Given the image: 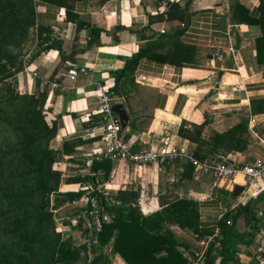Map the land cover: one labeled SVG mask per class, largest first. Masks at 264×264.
<instances>
[{"label": "crops", "instance_id": "obj_1", "mask_svg": "<svg viewBox=\"0 0 264 264\" xmlns=\"http://www.w3.org/2000/svg\"><path fill=\"white\" fill-rule=\"evenodd\" d=\"M186 2L77 1L73 10L80 21L103 31L100 44L91 46H88L89 27L77 29L75 23L66 21L63 8L40 3L35 8L36 22L48 28L46 37L55 40L54 44L60 43L67 58L62 60L55 47L42 51L28 59L23 70L16 74L14 84L21 94L47 88L45 119L48 124L58 125L54 150L60 152L63 142L76 144L72 153L60 156L55 169L65 179L93 177V187L87 182L63 184L60 192L82 191L89 195L94 188L114 202L119 190L128 191L135 194L136 206L143 216L167 213L170 204L185 200L199 216V232L211 230L229 212L236 218L227 222L233 223L235 231L242 234L251 225L246 217L237 215L239 206L251 202V219L264 214V174L251 185L243 186L244 190L234 198L233 188L241 184L229 186L215 182L210 175L189 173L184 162L137 166L106 154L110 143L94 127L101 122L97 111L98 87L111 90L116 84L115 73L140 48L152 45V52L164 55L171 45L166 37L181 29L180 42L193 50L189 55L192 67L141 59L131 81L125 83L124 90L122 87L121 100L128 124L121 136L134 150L157 148L166 141L194 152L195 144L177 135L181 126L192 131L195 126L200 127V137L205 141L236 128L234 135L246 139V144L225 140L216 145L215 157L238 166L257 160L264 162V40L259 23L264 0H190L187 5ZM173 4L177 7L172 10L175 19H167L166 13ZM119 27L122 29L117 30ZM34 43L28 56L37 48ZM44 81L57 82L61 89L51 92ZM107 159L109 162H105ZM107 167L109 171L105 172ZM88 199L83 195L75 202L57 207L55 212L84 209ZM102 214L109 219L107 213ZM73 216L75 220L76 214ZM67 218L58 229L69 238L76 224ZM163 226L173 234L176 252L187 264H205L204 255L213 235L201 238L192 228ZM92 227L96 229L95 225ZM218 231L214 235L218 236ZM257 233L252 240L237 241L234 253L225 263L221 262L216 243L213 264H264V239H258ZM96 250L89 253V261L99 256L107 264H127L111 251V244Z\"/></svg>", "mask_w": 264, "mask_h": 264}, {"label": "trees", "instance_id": "obj_2", "mask_svg": "<svg viewBox=\"0 0 264 264\" xmlns=\"http://www.w3.org/2000/svg\"><path fill=\"white\" fill-rule=\"evenodd\" d=\"M77 1L81 0H0V264H107L99 256H93L89 261V253L94 254L96 247L109 244L111 251L118 253L127 264H187L176 252L173 234L163 224L192 228L201 238L213 235L204 255L205 264H213L216 243L221 262L225 263L227 257L234 253L237 241L252 240L264 227V214L259 219H251V202L237 209V215L246 217L251 225L248 232L238 234L234 224H228L229 219L234 222L236 218L229 212L223 214L211 230L199 232V216L191 203L185 200L170 204L165 210L167 213L143 216L136 206L135 194L128 191L119 190L113 197L114 202L106 200L94 188L89 195L82 191L60 192L63 184L87 182L93 187V177L85 175L65 179L60 171L53 168L62 154L73 152L76 144L63 142L60 152L54 150L51 142L56 137L58 125L56 122L48 124L45 119L47 88L21 94L14 82L16 74L23 70L22 59L30 54L34 42L37 48L30 59L52 47L62 60L67 58L62 54L61 44H54L55 40L46 37L48 28L36 22L35 8L40 3L63 8L66 21L75 23L77 29H91L88 46L100 44L99 37L103 31L80 21L73 10ZM189 2L187 0L186 5ZM176 8V5H171L166 13L167 19H175L172 10ZM259 23L261 40H264V10ZM182 32L178 29L166 37L171 45L164 55L152 52V45L140 48L125 62L123 69L115 73L116 84L107 91L110 98H122V87L124 90L125 83L131 81L133 71L143 58L178 67H192L189 55L193 50L180 42ZM194 128L192 131L181 126L177 135L195 144L193 153L200 160L218 161L220 158L215 157V147L225 140L246 144V139L234 135L236 128L229 133L215 135L209 141L200 137V127ZM234 148L239 149L237 145ZM105 162H109L108 159ZM92 169L97 170V167L92 165ZM185 169L189 173L193 171L186 163ZM108 171L109 167L105 169ZM83 195L89 197L84 207L88 217H78L76 228L83 236H88L89 241L76 245L72 238L62 239L56 231L53 211L79 200ZM92 199L100 217L102 213L110 216L101 222L98 231L87 222L91 219ZM216 229H219L218 236L214 235ZM93 241H97V246Z\"/></svg>", "mask_w": 264, "mask_h": 264}, {"label": "built area", "instance_id": "obj_3", "mask_svg": "<svg viewBox=\"0 0 264 264\" xmlns=\"http://www.w3.org/2000/svg\"><path fill=\"white\" fill-rule=\"evenodd\" d=\"M162 4L165 5V3ZM71 79H74V77L71 76ZM44 85H48L51 92L61 89V84L57 82L44 81ZM96 98L98 104L97 111L101 116V122L94 127L98 128L104 134V139L110 143L106 154H112L118 160L126 161L137 166L160 165L172 161H181L190 165L195 173L199 175H210L215 182L229 186L236 184H241L245 187L249 186L264 174L263 161L257 160L253 164L238 166L215 160H200L192 151L184 150L166 141L157 148L134 150L132 145L121 136L122 127L119 118L112 111L111 102L113 99L110 98L107 90L99 86ZM89 216H91V221L87 220L89 226L92 227V225H95V230L97 231L100 229L101 222L108 220L106 216L100 217L98 208L94 202L91 205V214ZM257 237L260 240L264 239V227L258 231Z\"/></svg>", "mask_w": 264, "mask_h": 264}, {"label": "rangeland", "instance_id": "obj_4", "mask_svg": "<svg viewBox=\"0 0 264 264\" xmlns=\"http://www.w3.org/2000/svg\"><path fill=\"white\" fill-rule=\"evenodd\" d=\"M29 58H30V56H26V57H24V58L22 59V64H23V66H24L25 63L28 61ZM53 142H54V140H52V142H51V146H52V148H53ZM53 149H54V148H53ZM57 162H58V161H57ZM57 162L53 165V168H56L55 166H56ZM61 173H62V172H61ZM93 202L95 203L94 200L91 201V203H93ZM83 204H84V203L82 202V207H83ZM95 204H96V203H95ZM83 212H84V209H83V208H81L80 210L77 209V210H75L74 212H73L72 210H71V211H67V212L62 213V214L56 213L55 210L53 211L54 220H55V224H56V231H57L58 233L61 234L62 239H67V237H64V236H66V235H64V232L58 229V228H62V222H63V220L67 221V220H68L67 217H69V218H72V223H73V224H76L78 217H80V216L82 217ZM74 213L76 214V216H75V220L73 219V218H74L73 215H75ZM83 216H85L86 218L88 217V216L85 214V212H84ZM89 221H91V220H89ZM70 232H71V233H70V235H71L70 238H72V240L76 243V245H79V244H81V243H84V242H88V241H89L88 236H83V235L77 230V228L73 229V230L70 231ZM94 244L96 245V242H95Z\"/></svg>", "mask_w": 264, "mask_h": 264}, {"label": "water", "instance_id": "obj_5", "mask_svg": "<svg viewBox=\"0 0 264 264\" xmlns=\"http://www.w3.org/2000/svg\"><path fill=\"white\" fill-rule=\"evenodd\" d=\"M111 108L112 111L119 118L122 129L125 128L128 124V117L126 115L122 100L121 99L112 100ZM218 162H221V160H218ZM243 190H244L243 186H239V185L234 186L233 197L237 198Z\"/></svg>", "mask_w": 264, "mask_h": 264}]
</instances>
